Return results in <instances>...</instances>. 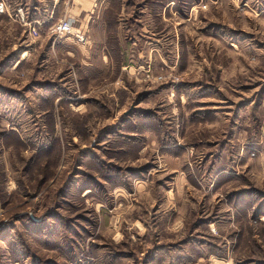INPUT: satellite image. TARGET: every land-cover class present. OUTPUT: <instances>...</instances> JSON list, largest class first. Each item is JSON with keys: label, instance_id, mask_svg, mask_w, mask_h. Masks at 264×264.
Returning a JSON list of instances; mask_svg holds the SVG:
<instances>
[{"label": "rangeland", "instance_id": "obj_1", "mask_svg": "<svg viewBox=\"0 0 264 264\" xmlns=\"http://www.w3.org/2000/svg\"><path fill=\"white\" fill-rule=\"evenodd\" d=\"M0 2V264H264V0Z\"/></svg>", "mask_w": 264, "mask_h": 264}, {"label": "built area", "instance_id": "obj_2", "mask_svg": "<svg viewBox=\"0 0 264 264\" xmlns=\"http://www.w3.org/2000/svg\"><path fill=\"white\" fill-rule=\"evenodd\" d=\"M5 6L3 4V2H0V14L4 12ZM19 16L21 18V11H18ZM22 22L23 19L21 18ZM24 25H27L25 22H23ZM51 31L54 35L58 36V37H63L65 35H73L77 38L78 42L83 43L85 42L84 37L82 35H80L79 33H74L72 26H71V22L69 20H60L57 23H55L52 28ZM37 31L35 28H31L30 30V35H32L31 37H35L37 36Z\"/></svg>", "mask_w": 264, "mask_h": 264}, {"label": "crops", "instance_id": "obj_3", "mask_svg": "<svg viewBox=\"0 0 264 264\" xmlns=\"http://www.w3.org/2000/svg\"><path fill=\"white\" fill-rule=\"evenodd\" d=\"M174 157V156H173ZM178 160V157L176 158H174L173 160H170L169 158H167V157H165L164 158V161H165V163L168 165V168H171V166H173V167H175L176 168V161ZM174 168V169H175ZM179 171H180V169H179ZM185 178H187V177H185ZM177 182H181L182 183V180L181 179H178V181ZM178 189V191L175 193V195L173 194V196H174V202L176 203L177 201H179L180 199H181V196H182V193H180L181 192V190L179 189V188H177ZM169 199H170V197H168Z\"/></svg>", "mask_w": 264, "mask_h": 264}]
</instances>
